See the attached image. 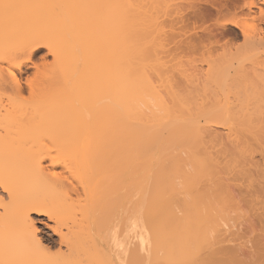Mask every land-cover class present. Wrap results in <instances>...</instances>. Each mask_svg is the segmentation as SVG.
<instances>
[{
    "label": "bare ground",
    "instance_id": "6f19581e",
    "mask_svg": "<svg viewBox=\"0 0 264 264\" xmlns=\"http://www.w3.org/2000/svg\"><path fill=\"white\" fill-rule=\"evenodd\" d=\"M161 33L177 59L209 52L200 106L183 75L166 109L138 59ZM22 156L26 179L0 173V264H264V0H0V166Z\"/></svg>",
    "mask_w": 264,
    "mask_h": 264
},
{
    "label": "rangeland",
    "instance_id": "374dc122",
    "mask_svg": "<svg viewBox=\"0 0 264 264\" xmlns=\"http://www.w3.org/2000/svg\"><path fill=\"white\" fill-rule=\"evenodd\" d=\"M156 11H160L159 8H155L154 9ZM155 18L154 17H150L147 21H150V27L152 30L157 31L159 29V25L161 27V22L162 19L159 18L156 13H155ZM153 18V19H151ZM161 37L166 41L165 43H168L172 40V35L168 34L165 35L164 33H161ZM7 44L9 45V47L11 46V38H7L6 40ZM171 44H167L165 48H159L158 50L156 49V47H149L147 49H145L143 54H140L138 59L144 63L145 65V70L148 72V76L151 77L150 79L153 80V84H155V87H158V90L163 89V93H161L162 95H164V98L166 100L165 102V107H167L166 109L171 110V111H175L178 112L180 110L183 109V104L185 101L179 99L177 100L176 98L173 97V87L175 86L176 89L179 88H183V84L184 86L185 84V80L183 75H188L190 78H192L193 80H195L196 82H200L203 83V88L200 89L199 91L195 92L193 91L191 94L188 95L189 97V101L191 103V106H200L199 103L206 101L207 99L203 97L204 91H205V83H204V73L207 69V67L209 66V62L211 61V59L209 58V52L205 51L204 54H201L202 52H197L196 54H189V55H185L183 57L180 58H176L174 57V53L170 50ZM223 49H220L219 51H214L212 52L214 56H217L219 53H221V55H223L225 52H223ZM47 53V49L46 48H42V50L40 52H38L34 58L33 61H35L36 63H41L42 61H44V64H46V67L44 68L45 72H51V70L54 68V60H53V55L52 54H47L45 56L44 59H42V56L45 55ZM180 61V67L177 66V62ZM3 67H6L8 64L7 62H3L1 63ZM148 67V69H147ZM177 68H179L182 72L179 73ZM162 73V76L159 74ZM36 71L35 68H30L28 69L27 73H24L22 76V80H26L28 77L33 76V73ZM165 72V77L163 76ZM163 84V85H162ZM165 84V86H164ZM158 85V86H157ZM162 87H161V86ZM161 87V88H159ZM146 93V92H145ZM143 96V99L145 100L144 103H148V101L150 103L145 105V109L146 107H148V105L151 106V108H153L155 111H159V105L157 102V99L153 96V95H149V94H145ZM187 93H184V95H186ZM16 97V96H13ZM33 98L29 93H26L22 96H20L19 98H17L15 101H17V103L20 104H26L27 102L31 101ZM156 99V100H155ZM149 108V107H148ZM147 108V109H148ZM158 108V110H157ZM146 109V110H147ZM151 109V110H153ZM150 110V109H148ZM150 110V111H151ZM153 110V111H154ZM58 128H63V126H59ZM221 128V127H220ZM222 129V128H221ZM219 129V130H221ZM53 156L60 158L63 157V155H59L57 154V152H53ZM21 159L19 158H14L11 163L5 165H1L0 166V173H13L15 174V176H17V179H21V177L26 179V175L28 174L27 171L31 172L30 167H34V161L33 159H27L25 157H21ZM45 165H47L48 169L51 170H55V171H62V166L59 167H52L50 165V161L46 160L45 161ZM33 171V170H32ZM27 173V174H26ZM21 175V176H19ZM35 189V188H34ZM38 191L39 193H43L45 191V188L42 186L37 187V189H35V191ZM48 191V190H46ZM46 193V192H44ZM4 194V193H3ZM5 198L7 199L8 196L5 193L4 194ZM74 196V195H73ZM224 220H226L228 223H232V219L231 217L235 215V213H230L229 211L224 212ZM37 218L38 220V227L41 229V235L43 236V238L46 240L50 239V240H55V241H59L60 237L58 234H56L55 229H53V227H56V223L53 220H50L47 216H35V219ZM40 220V221H39ZM223 222V221H221ZM228 228V226H225ZM219 229H223L224 226H218ZM221 229V230H222ZM232 232H236V235H238V231L237 228H232L229 232H227L226 234L232 233ZM241 233H243L245 236L247 237H253L254 234H252L250 232V230L248 228H243L242 231H239ZM49 240V241H50ZM56 249V247H54ZM53 248V251H54ZM36 258V254L34 251H30L27 254H25V256H23L21 259L19 258L18 260L15 261V264H28L32 261V259Z\"/></svg>",
    "mask_w": 264,
    "mask_h": 264
}]
</instances>
